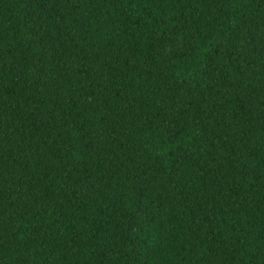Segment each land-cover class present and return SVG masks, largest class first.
I'll use <instances>...</instances> for the list:
<instances>
[{
  "label": "trees",
  "instance_id": "trees-1",
  "mask_svg": "<svg viewBox=\"0 0 264 264\" xmlns=\"http://www.w3.org/2000/svg\"><path fill=\"white\" fill-rule=\"evenodd\" d=\"M0 264H264V0H0Z\"/></svg>",
  "mask_w": 264,
  "mask_h": 264
}]
</instances>
